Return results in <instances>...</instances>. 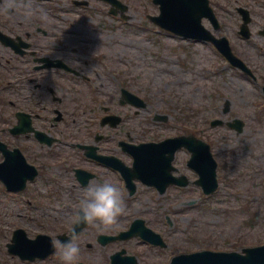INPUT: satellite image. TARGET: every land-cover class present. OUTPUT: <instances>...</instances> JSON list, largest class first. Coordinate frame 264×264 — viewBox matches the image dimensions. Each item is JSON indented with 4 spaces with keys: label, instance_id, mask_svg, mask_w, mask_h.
<instances>
[{
    "label": "flooded vegetation",
    "instance_id": "obj_1",
    "mask_svg": "<svg viewBox=\"0 0 264 264\" xmlns=\"http://www.w3.org/2000/svg\"><path fill=\"white\" fill-rule=\"evenodd\" d=\"M211 1L226 21L230 14L221 9L218 0ZM237 6L247 9L250 15L258 14L260 27H264V0H227L230 13L233 9L237 12ZM108 9L104 0H0V141L8 150L0 152V159L7 156L12 164L17 158L23 159L34 167V178L27 183L32 190L19 194L35 207L38 219L42 212L45 218L50 216L42 204L64 208L78 205L84 186L96 178L120 186L121 166L132 167L130 147L137 143L138 134L160 131V135L143 139L152 142L185 134L179 114L153 115L149 109V118L140 120L147 125L143 130L132 124L139 110L121 102V90L136 91L114 73L116 61L108 50L118 44V27L100 19ZM143 98L144 108L149 107L150 101ZM157 117L162 119L154 120ZM153 121L161 125L155 129ZM168 129L175 132L168 134ZM195 131L193 127L188 133ZM17 152L22 156L18 157ZM176 157L174 174L180 176L184 174V158ZM21 169L32 171L24 165ZM73 189L81 193L75 200ZM169 189L178 191L182 186L171 185L166 191ZM51 222L56 223L55 215ZM68 229H54L50 235L56 241L59 235L66 236ZM35 231L27 235L47 233ZM9 242L10 237L5 251ZM85 246L89 247L87 243ZM80 254L82 258L78 257L75 264L86 261L81 244ZM0 264L63 261L55 245L54 252L43 260H21L6 251Z\"/></svg>",
    "mask_w": 264,
    "mask_h": 264
},
{
    "label": "rangeland",
    "instance_id": "obj_2",
    "mask_svg": "<svg viewBox=\"0 0 264 264\" xmlns=\"http://www.w3.org/2000/svg\"><path fill=\"white\" fill-rule=\"evenodd\" d=\"M127 4L131 20L118 22L115 32L118 44L109 48L108 55L115 58L117 78L150 101V106L141 109L132 124L143 130L146 122L140 120L149 118L148 110L164 112L165 107L171 116L176 113L189 123H199L203 130L200 134L210 141L218 162L219 186L209 196H203L197 188H185L179 192L181 196L176 204H167L166 194L158 195L152 188L138 186L133 196H125V209L116 223L103 231L86 226L78 241L90 242L95 247L90 250L84 247V260L94 261H88L89 264H108V255L122 246L129 254L136 255L140 264H169L170 257L180 252L212 248L239 251L244 246L264 243V108L259 103L258 83L228 66L212 52L210 45L196 43L188 47L177 36L153 28L146 13L156 14L158 10L149 0H127ZM226 17V25L219 34H225L244 61L258 76H263L264 56L255 49L264 44V39L256 33L260 23L258 14L253 15V35L248 42L238 36L237 15ZM225 99L230 101V110L223 116L220 110ZM216 117L241 119L242 131L225 126L211 128L209 121ZM156 134L143 133L137 137L146 139ZM1 188L0 244L16 226L33 233L71 223L68 207L49 212L50 216L55 215L56 223L51 222L50 216L47 221L34 222L33 209H26L13 197L5 198ZM72 193L74 200L81 195L77 189ZM190 200L196 202L188 205ZM70 206L74 214L77 205ZM137 217L144 218L150 228L162 235L167 242L164 249L143 244L138 238L105 246L95 243L97 232L125 229ZM3 256L0 252V258Z\"/></svg>",
    "mask_w": 264,
    "mask_h": 264
},
{
    "label": "water",
    "instance_id": "obj_3",
    "mask_svg": "<svg viewBox=\"0 0 264 264\" xmlns=\"http://www.w3.org/2000/svg\"><path fill=\"white\" fill-rule=\"evenodd\" d=\"M160 3L161 14L156 17L161 24L167 26L171 30L178 33H188L191 35H195L200 38H210L207 32L202 29L200 26V18L201 16L207 15L210 12L206 7L205 0H155ZM248 18H246V21ZM187 24H192L193 27H187ZM227 52V49H226ZM228 54V53H227ZM231 57V60L234 64L242 66L241 62ZM167 142L164 141L160 143L158 146L163 145L164 149ZM147 146V145H145ZM191 149L193 151V161H195V165L199 166L203 163L209 162L210 155L208 152V147L204 143H196V147L191 145ZM141 151L146 152L148 148H144L143 146L140 148ZM204 155V156H203ZM203 169L202 166H200ZM208 171V172H205ZM203 173H209V176L212 178V183L207 185L205 191H212L215 187L214 181V168H207L202 170ZM0 173H4L2 168H0ZM10 176L13 175L12 172L9 173ZM202 181H204V174H202ZM142 220H136L131 227L129 233L134 231L137 225H142ZM141 235L151 241L157 240V236L152 233L150 230L145 229L141 226ZM15 244L13 245L12 251L18 252L22 257H27L28 254L35 253L39 251V247L44 248L45 253L49 250V246H51L49 240H45L41 242L38 246L37 243L39 240H28L22 232L16 233L14 236ZM159 242V240H158ZM245 254H239L236 252L229 253H216V252H202L195 253L191 255H181L174 258V263L176 264H264V245L253 248H244ZM176 260V262H175Z\"/></svg>",
    "mask_w": 264,
    "mask_h": 264
},
{
    "label": "clouds",
    "instance_id": "obj_4",
    "mask_svg": "<svg viewBox=\"0 0 264 264\" xmlns=\"http://www.w3.org/2000/svg\"><path fill=\"white\" fill-rule=\"evenodd\" d=\"M124 209L125 198L118 184L96 178L85 185L72 217V232L66 234L67 239L54 241L63 264H73L79 256L80 244L72 234L76 225L87 224L103 231L117 222Z\"/></svg>",
    "mask_w": 264,
    "mask_h": 264
}]
</instances>
